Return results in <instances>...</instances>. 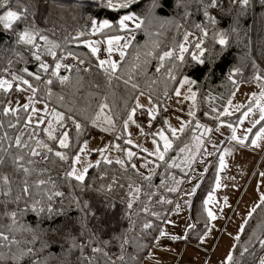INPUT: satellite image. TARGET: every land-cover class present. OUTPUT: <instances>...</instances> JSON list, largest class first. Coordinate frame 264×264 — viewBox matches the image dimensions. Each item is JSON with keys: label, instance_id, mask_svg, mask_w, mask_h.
<instances>
[{"label": "trees", "instance_id": "trees-1", "mask_svg": "<svg viewBox=\"0 0 264 264\" xmlns=\"http://www.w3.org/2000/svg\"><path fill=\"white\" fill-rule=\"evenodd\" d=\"M20 4L27 8V19L14 20L7 28L2 19L7 11L23 13L24 8L16 0L0 8V79L11 80L14 74L27 80L36 89L32 91L35 98L45 101L49 112L38 124L28 120L29 109L24 105L7 110L10 91L0 86V233L8 237L7 241L0 239V264H141L156 243L161 225L192 168L198 139L205 138L202 130L206 125L200 122L204 114L200 103L203 91L219 94L222 106L237 83L263 87L264 5L259 2L253 7L250 1L245 6L240 0H216L215 6L212 0H138L127 8L115 9L108 0H20ZM125 14L138 17L140 27L132 29L129 47L110 78L109 67L99 66L86 41L128 32L130 29L120 24ZM105 21L108 27L93 31L95 25ZM25 30L32 33L31 44L20 40ZM195 34L202 35L198 59L190 53ZM189 35L190 47L181 51ZM39 36L46 38L45 49L71 52L87 66L66 73L59 69L56 75L54 65L44 71L41 60L31 52ZM165 52L172 56L162 60ZM63 77L68 79L61 83ZM182 77L192 80L193 116L183 131L173 136L171 148L152 173L146 175L123 160V165L116 161L93 164L83 185L66 175L89 130L112 134L123 146L122 123L135 106L137 94L143 92L156 103L174 97ZM133 84L138 87L133 88ZM101 104L108 105L103 112ZM55 113L65 117L63 122L57 121ZM134 115L141 124L147 119L143 107L137 108ZM105 118L111 119V127ZM223 118L235 120L222 114L220 119ZM49 120L55 123L52 136L56 139H49L45 132ZM73 120L81 124L80 132ZM64 132L68 133L69 146L60 148ZM17 138L21 147L16 146ZM25 143L28 147L23 146ZM49 147L53 152H48ZM32 150L39 155L32 156ZM56 151L66 155L67 160H60ZM216 158L192 198L190 216L194 226L187 231L192 241L207 228L203 202L212 188ZM55 191L64 195L54 196ZM49 195H53L51 201ZM85 203L87 208L83 207ZM48 205L52 213L39 211ZM238 237L231 264H256L264 251L261 200ZM93 247L102 251L93 252ZM120 256L124 257L122 261Z\"/></svg>", "mask_w": 264, "mask_h": 264}, {"label": "rangeland", "instance_id": "rangeland-1", "mask_svg": "<svg viewBox=\"0 0 264 264\" xmlns=\"http://www.w3.org/2000/svg\"><path fill=\"white\" fill-rule=\"evenodd\" d=\"M240 1L242 2V0ZM125 15L133 17V19L125 21L122 26L130 30L122 34L99 38L107 55L100 56L95 52L98 62L100 60H110L118 66L119 61L123 58L120 52L123 51L125 55L127 48H124L123 45L125 43L129 45L126 36L131 34L132 29H136L137 24L140 25L141 22L133 14ZM125 15L120 18V21L123 20ZM5 23L9 22L5 21ZM102 24L104 23L95 25L93 31L98 30ZM197 35L200 34L194 35L196 39L190 48V53L198 59L202 54V35L201 37H197ZM39 37L45 38L44 36ZM115 37H121V39L117 42L114 39ZM191 38L190 35L186 38L184 50L189 49ZM110 39L113 40L112 45L108 44ZM109 47L112 49L111 53L108 51ZM43 51L75 56L71 52L59 53L44 47ZM104 66L108 65L105 64ZM11 76L16 77L14 74ZM12 80L14 79H0V81H7V84L1 87L6 91H10V94L17 95L16 97L9 96L6 109L13 110L28 105V120L38 124L43 123L49 112L46 102L35 98L28 84L23 83L25 81L23 78L16 77L15 86L11 85ZM191 85L192 80L190 78L182 77L176 86L174 97L163 98L157 103L145 93H138L135 98V106L129 110L122 123L125 144L121 146L112 134L93 133L81 143L73 156L71 168L75 167L77 172H80L84 167L98 164L101 161L127 160L131 164H135L136 168L146 173V175L152 173L160 161L155 154L156 149L159 148L163 155L166 153L161 133L168 138L172 146L173 136L179 134L180 129L193 116V96L195 97V92L191 89ZM176 92H179L180 95L177 96ZM221 101L222 97L209 89H205L201 95L200 103L204 114L200 122L206 125L202 130L205 138L204 140L198 139L197 155L186 177L185 182L187 181V183L181 189L173 205L170 219L166 222L165 227L164 225L162 227V229L165 228L168 235L166 238H162L165 244L168 246L182 245L186 231L176 230L171 225L176 218L183 217L182 209L186 203L188 193L193 189L195 183H197L196 190L206 170L217 157L212 188L204 197L205 210L209 219L208 228L198 241L186 246L182 245V250L176 254L180 260L179 264H228V257L231 256L236 237L240 235L253 209L264 197V133L261 132L264 129V121L260 120L261 115L264 114L261 111V109H264V78L263 87L255 83H237L228 99H226L224 106H221ZM137 103L147 111V119L144 120L143 124L137 122L135 112L132 114L133 109L139 108ZM162 109H171V112L167 117L162 118L152 132H149L153 122L150 112L157 116L160 115ZM222 114L226 117H234L235 120L230 118L220 119ZM130 115H132V119L129 121ZM125 121H128L127 128L124 127ZM49 125H51L52 135L55 128L54 121L49 120L45 123L44 129L48 135ZM171 129L177 130L175 135L172 134ZM206 129H211V131H206ZM253 140L256 141L255 145L252 144ZM128 141H131V143H128ZM85 143L87 147L81 153L80 149L84 147ZM129 151L135 153L131 158L127 155ZM150 153L153 154L150 155ZM76 155L81 156V161L78 164L74 163ZM221 157H223V164H221ZM189 180L190 185H188ZM209 211L213 213L214 219L209 217ZM183 250L184 253L182 254ZM261 260H264V251L256 264H260ZM148 262L144 260L141 264H148Z\"/></svg>", "mask_w": 264, "mask_h": 264}, {"label": "snow or ice", "instance_id": "snow-or-ice-1", "mask_svg": "<svg viewBox=\"0 0 264 264\" xmlns=\"http://www.w3.org/2000/svg\"><path fill=\"white\" fill-rule=\"evenodd\" d=\"M136 2H138V0H124V2H122V3L113 4L112 0H108V4H109V6L113 7L114 9H115V8H127L129 4H131V3H136ZM215 2H216V0H212V6H215ZM16 3H17V5H19L20 7L24 8V12H23V13H18L17 11H7L6 15H4V16L2 17V19H3L4 21H8V22H9V23H5V27H10V26H11L10 21H14V20H15V21H19V20H21V19H25V20L27 19V15H26V13H27V8H26L24 5H21V4H20V0H16ZM242 3H243L245 6H247V5H249L250 0H242ZM260 3H261L262 5H264V0H260ZM8 4H9V0H0V8H3V7H5V6H7ZM130 19H133V17L128 16V15H125L124 18H123V20L120 21L121 26L124 25V22H125V21H128V20H130ZM100 26H101V27H108L109 25H108L107 21H105L104 24H102V25H100ZM137 27H140V25L137 24ZM43 39H46V38H43ZM114 39H115V41L118 42V41L121 39V37H115ZM20 40H22V41H24V42H26V43L31 44V43L33 42V36H32V33H31L30 31H28V30H25V31L23 32V35L20 36ZM224 42H225V41H224L223 39L220 41L221 44H223ZM112 43H113V40L110 39V40L108 41V44H109V45H112ZM123 47H124V48H127V47H129V45H128L127 43H125V44L123 45ZM197 47H199V45H197ZM92 51H93V53H95V52L97 51V49L93 48ZM108 51H109V53H111V51H112L111 47H109ZM181 51H184L183 46H181ZM53 55H55V54L53 53ZM120 55H121V57H123V56H124V52L121 51V52H120ZM171 56H172V53H171V52H165V53H164V56H162L161 59L163 60L165 57H171ZM36 58H37L38 60L40 59V57H39L38 55H37ZM181 59H182V57H181ZM105 64H107V65L109 66V69H110V78H111V74H112V73H115L116 70H117V64H116L115 62H113V61H110V60H100V61H99V66H100L101 68H103ZM41 67L44 69V71H47V70H48V66H47L46 64H41ZM60 67H61V65H60L59 63H57V64L55 65V68H56L57 71H56V72H53V75H56V74H57V72H58V70L60 69ZM106 71H107V70H106ZM157 71H159V69H157ZM29 75H31V73H29ZM35 78L38 79V80L40 79L39 76H36ZM13 79H16V77H13ZM67 79H68L67 77H63V78H61L60 82H61V83H64V82L67 81ZM128 82H129V81H125L126 84H127ZM23 83L28 84V81L25 80V81H23ZM47 83L51 84L52 81H51V80H48ZM6 84H7V81H0V86L6 85ZM28 86H29L30 88H32V85H31V84H28ZM9 87H10V85H9ZM132 87H133V88H136V87H138V86H137L136 84H133ZM32 91L35 92L36 89H35V88H32ZM176 95L179 96L180 93H179V92H176ZM193 99H194V96H193ZM45 107H47V106H45ZM99 107H100V112H103L104 109L108 107V105H107V104H101ZM137 107H143V106L140 105L139 103H137ZM24 108L27 110L28 105H24ZM33 111H35V109H33ZM261 111H262V113H264V109H261ZM134 112H135V109H133V113H132V114H134ZM54 115H55V117H56V119H57L58 122H63V120L65 119V117H64L62 114L55 113ZM150 115H151V118H152V119H155V115H153L151 112H150ZM105 119L107 120V123H108V124L110 125V127H111V126H112V121H111V119H108V118H105ZM131 119H132V115L129 116V121H130ZM97 120H99V115L97 116ZM260 120L264 121V114L261 115ZM94 123H95V122H94ZM73 124L75 125V128H76L77 132H80V131H81V124L78 123V122H76L75 120H73ZM127 124H128V121H125V124H124V127H125V128H127ZM197 127H199V125H197ZM104 130H105V131H108V130H110V128H109V129H104ZM51 131H52V130H51V125H49V139H56V137H54V136L51 135ZM176 131H177L176 129H171V132H172L173 135H175ZM180 131H183V128H181ZM206 131H211V129H206ZM261 132L264 133V129H262ZM61 137H62V138L59 139V147H60V148H67V147L69 146V145H68V133H67V132L62 133V134H61ZM161 139L164 140V151L166 152L169 148H171V143H170V141L168 140L167 137L163 136L162 133H161ZM233 139H235V137H233ZM38 143H39V142H38ZM128 143H131V141H128ZM154 143H155V141H154ZM241 143H243V141H241ZM252 144L255 145V144H256V141L253 140V141H252ZM16 146H17V147H21V140H20L19 138L16 139ZM23 146H24V147H28V145H27L26 143H25ZM86 147H87V144L85 143L84 147H82V148L80 149V152L83 153V152H84V149H85ZM47 150H48L49 153L53 152V149H52L51 147H49ZM145 151H146V150H145ZM181 151H183V149H181ZM30 154H31L32 156L39 155V153L36 152V151H34V150H32V151L30 152ZM152 154H153V153H150V155H152ZM155 154L157 155V158H158L159 160H161V161L164 160V155H163V153L160 152L159 148L156 149V153H155ZM55 155H56L57 157H59L60 160H64V161L67 160V156L64 155V154H62V153L59 152V151H56V152H55ZM127 155H128L129 158H131L133 155H135V153L129 151V152H127ZM18 159H22V158H18ZM220 159H221V164H223V157H221ZM80 161H81V156H80V155H76L75 158H74V163L78 164V163H80ZM2 162H3V161L0 160V163H2ZM105 162H106V163H111L110 160H106ZM116 162L119 163V164H121V165H123V161L117 160ZM131 166H132V168H136V165H135V164H132ZM88 167H91V165H88V166L84 167L80 172H77V169H76L75 167H72V168H71V171L67 172L66 175H67V176H70V177H74V178L79 182L80 185H83V184H84V180H85V175H86V173L88 172ZM23 170H24L25 172H28V171H29L27 168H24ZM144 179L150 180L151 177H150V176H145ZM4 182L7 183V177L4 178ZM40 183L43 184L44 181H40ZM82 190H83V189H82ZM109 190H110V186H109ZM170 190H172V189H170ZM23 191H24L25 193H27V192H28V188H27V187H24ZM136 191L139 192V188H137ZM53 195L59 197V196H63L64 193L59 192V191H55V192L53 193ZM53 195H49V196H48V200H49V201L52 200ZM261 203L264 204V197L261 198ZM83 207H84V208H87V207H88L87 203H85ZM128 207L131 208V207H132V204L129 203V204H128ZM45 210H46L47 212H49V213H52V212L54 211L50 205H48V206L46 207V209H45V208H40V209H39V211H41V212H43V211H45ZM253 211H255V209H253ZM57 214H59V213H57ZM208 215H209V217H211V218H213V219L215 218V217L213 216V213H212L211 211H209ZM145 227H150V225H145ZM161 235H164V233H161ZM0 239L7 241V240H8V237H7L6 235H3L2 233H0ZM236 239L238 240L239 237L237 236ZM261 246L264 247V241L261 242ZM81 250H82V249H81ZM92 251H93V252H96V253H99V252H101L102 250H101L100 248H98V247H93V248H92ZM29 252H31V250H29ZM104 255L107 256V253H104ZM0 259H3V257H0ZM13 259H18V258L13 257ZM119 259L122 261V260L124 259V257H123V256H120ZM231 259H232L231 256H229V257H228V262H229V264H231ZM109 264H115V262H114V261H109ZM260 264H264V260H261Z\"/></svg>", "mask_w": 264, "mask_h": 264}, {"label": "crops", "instance_id": "crops-1", "mask_svg": "<svg viewBox=\"0 0 264 264\" xmlns=\"http://www.w3.org/2000/svg\"><path fill=\"white\" fill-rule=\"evenodd\" d=\"M10 22H12V21H10ZM86 46L91 51H92V48L97 49V51H96L97 53H98V50L104 48V46L102 45V43L99 40V38H94V37H93V39H89V40L86 41ZM186 183H187V181L184 183V185ZM188 185H190V180H189V184ZM196 185H197V183H195V185L193 186V189L187 195L186 203L184 205V208L182 209L183 210V217L180 216V217L176 218L174 220V223L171 225V227L174 228V229H176V230H182V232H185L186 231L185 232L184 242H182V245L183 246H186L187 244H191L193 242L198 241L199 238L201 237V235L204 233L203 232L198 237V239L197 240H194V241L190 240L187 237V231H188V229L190 227H193L194 226V222L192 221V218L190 216V207H191V202H192L193 195L195 193L194 190H195ZM186 187H188V186H186ZM203 204H204V202H203ZM172 208H173V206H172ZM172 208H171V210H172ZM171 210H170V212L168 213L167 217L165 218V220L163 221V223L161 225V228H160V230L158 232V235H157V241H156V243L150 248V250L148 252V255L144 259V260L149 261L148 264H179L180 263L179 257L176 254L182 250V245L181 244H176L174 246H168L162 240V238H166V236H168L167 233H166V231H165V228L162 229V227H163V225L165 227L166 222L168 221V219H170L169 217H170V214H171ZM204 212H205L206 218L208 219V216H207L206 210H205V204H204ZM186 221H187V223H186ZM208 224H209V219H208ZM207 228H208V226H207ZM207 228H206V230H207ZM161 233H164V235H161ZM183 253H184V250H183L182 254Z\"/></svg>", "mask_w": 264, "mask_h": 264}, {"label": "built area", "instance_id": "built-area-1", "mask_svg": "<svg viewBox=\"0 0 264 264\" xmlns=\"http://www.w3.org/2000/svg\"><path fill=\"white\" fill-rule=\"evenodd\" d=\"M252 3V6L254 7L257 3L260 2V0H250ZM131 35L126 36V40H130ZM43 45H44V39L38 38L31 51L34 56L37 57V55L43 60V64L50 65L54 64L56 65L59 63L61 65L60 69H62L64 72L69 71L70 69L74 68H80V67H86L87 65L79 60L76 59L75 56L71 54H58L53 51L44 52L43 51ZM53 53L55 55H53ZM100 55H106V52L104 49L99 50ZM11 97H16L15 94H12ZM170 112V109H164L161 111L160 115L156 116L155 119H153L151 128L149 129V132H152V130L158 125L160 121V117H167ZM92 135L91 130L88 131L86 138H89Z\"/></svg>", "mask_w": 264, "mask_h": 264}]
</instances>
